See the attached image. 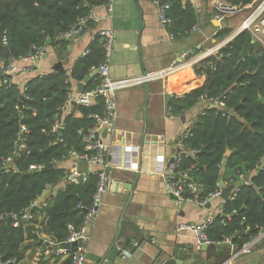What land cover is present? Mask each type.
Returning <instances> with one entry per match:
<instances>
[{
  "label": "trees",
  "instance_id": "trees-1",
  "mask_svg": "<svg viewBox=\"0 0 264 264\" xmlns=\"http://www.w3.org/2000/svg\"><path fill=\"white\" fill-rule=\"evenodd\" d=\"M162 1L168 5V29L174 37L185 36L197 25L195 9L183 0ZM230 6L244 7L252 0H223ZM108 0H0V63L9 65L26 57L33 46L57 48L59 58L66 52L67 42H58L59 35L68 31L91 9L106 6ZM92 24H89V26ZM232 32L230 27L218 29L216 39ZM6 43L4 44L3 39ZM50 43L46 45V41ZM87 54L70 71L32 79L21 90L16 85H0V264H22L27 251L23 246L28 236L34 246L41 242L12 226L8 213L29 208L43 191L55 189V197L45 208L34 214H44L42 233L56 242L69 235L68 226L80 228L84 211L92 207L98 177L90 174L84 183L75 185L66 180L71 151L82 153L84 136L94 127L89 115L102 113V101L90 108L76 107L80 113L61 112L73 84L89 78L85 91L100 83L97 70L105 60L100 37L90 44ZM197 77H204L202 86L181 96L167 97V106L175 117H183L199 105V98H220L227 112L206 109L193 123L191 134L184 140L186 147L196 150L194 158L182 154L178 170L190 171L200 187V197H208L219 189V181L227 185L244 179L234 197L223 204V214L214 218L208 229V239L222 243L231 240L235 251H241L264 229V48L254 43L248 32L238 35L220 52V58L209 57L192 67ZM69 72V77L66 73ZM181 74V73H180ZM180 74L172 81L177 82ZM22 109L19 110V105ZM233 111V116L229 115ZM61 129L52 131L56 124ZM26 131L23 132L22 129ZM20 139L19 152L15 145ZM230 151L228 157L226 152ZM10 159V172L5 161ZM263 163V164H262ZM49 171L30 170L47 167ZM200 165L202 168H198ZM60 185H62L61 188ZM37 222V221H35ZM61 264H71L69 259Z\"/></svg>",
  "mask_w": 264,
  "mask_h": 264
},
{
  "label": "crops",
  "instance_id": "crops-1",
  "mask_svg": "<svg viewBox=\"0 0 264 264\" xmlns=\"http://www.w3.org/2000/svg\"><path fill=\"white\" fill-rule=\"evenodd\" d=\"M183 1L189 2L196 11L199 29L196 33L170 39L167 30L159 24L154 2L113 0L111 11L106 6L97 9L99 23L88 26L82 35L66 41L62 58H59L57 48L47 47L45 56L35 65L15 61L11 81L22 90L32 79L56 72L54 69L59 64L63 71H70L98 32L106 29H111L114 35L109 59L113 80L135 78L168 68L173 62L180 61V56L188 49L207 47L208 39L219 29L209 0ZM227 26L236 27L233 22H228ZM178 74L177 82L168 80L165 85L155 81L147 86L117 91L115 131L112 136L104 138L108 147L110 184L88 230L87 264H99L114 244L130 252L124 261L116 259L115 264H165L169 260L176 264H202L196 255L206 257L207 246H199L191 233H175V227L180 223H200L216 217L223 209L224 201L214 199L205 208L190 203L178 206L161 177L179 153L177 141L183 136L184 128L204 108L199 103L183 116V121L182 117L172 119L168 116V96L182 95L205 82V78L197 77L192 68ZM76 85L73 84L70 90L73 95H77ZM68 110L67 113L80 117L72 106ZM61 164L70 168L73 161L68 159ZM117 184L124 187L120 192L117 187L113 189ZM128 186H131V192L127 193ZM56 189L48 188L47 192L55 193ZM36 221V224L41 223L40 215ZM134 243L139 247L135 248ZM23 246H27V251L22 264L63 262L42 256V247L34 246L28 236ZM206 264H264V237L248 253L235 251L232 246H220L210 253Z\"/></svg>",
  "mask_w": 264,
  "mask_h": 264
},
{
  "label": "built area",
  "instance_id": "built-area-1",
  "mask_svg": "<svg viewBox=\"0 0 264 264\" xmlns=\"http://www.w3.org/2000/svg\"><path fill=\"white\" fill-rule=\"evenodd\" d=\"M113 0H108L106 7L108 11H111ZM154 4L158 9V20L159 24L167 30L170 39L174 36L168 32L171 25V21L167 17V11L169 9L168 5H163L161 1H155ZM161 4V5H160ZM160 5V6H159ZM209 5L212 11L213 19L218 23L219 29L227 27L230 18H235L239 14L244 13L245 16L242 18L240 23L232 28V32L222 38L216 39V33L208 39V46L203 48V46H198L195 48L188 49L185 53L180 56V61L173 62L170 67L161 69L155 72L144 73L141 76L135 78L113 80L110 76L109 70V59L113 50L114 45V35L111 29L100 30L98 32V37L101 38L103 42V48L105 51L104 63L94 72L99 75L100 83L92 91H84L82 94L73 95L71 91L68 92L67 99L64 105L61 107V112H65L71 103L75 102L76 107L90 108L96 105V100L100 99L102 101V113L89 115L88 118L94 120V127L84 136V150L82 153L76 151H71L68 155V159L73 161L72 166L67 170L66 180L69 183L78 185L87 181L90 174L96 175L98 177V184L95 194L92 198V207L89 211L84 213V219L82 226L76 229L74 226H68L69 235L67 239L63 242H56L50 236L42 233V228L40 224H36L35 221L37 217L34 214L33 208L38 211L45 208L51 199L55 197V193H48L47 190L33 201L29 208L22 209L17 213H8L5 216L10 219L12 226L16 229H22L27 233L28 228H32L31 235L37 238L42 245V256L47 259H58L66 260L69 259L71 264H87L86 263V243L88 241V230L91 223L96 219L99 207L101 206V200L103 195L107 192L110 184V179L107 175L108 163H107V151L108 147L104 143V138L102 134L106 133V137L112 136L115 131V121L118 117L117 112V101L116 94L117 91L126 88L137 87V86H147L149 83L155 81H161L163 84H167L170 77L180 71L192 68L193 66L199 64L201 61L209 57L220 58V52L226 46H228L238 35L243 32H248L254 43L260 44L264 48V0H252L248 5L244 7L230 6L223 0H209ZM101 7H96L90 10L86 17L80 18L78 22L73 25L68 31L58 36L57 41H70L80 35L85 31L89 24L99 23V17L97 14V9ZM229 27V26H228ZM198 27L194 26L189 34L198 32ZM4 44L6 43L5 38L3 39ZM46 48L44 46H33L31 53L26 57L20 59L31 65H35L41 58L46 54ZM88 51L83 53V56L87 54ZM82 56V57H83ZM14 63L9 65H4L0 63V85L13 84L11 81V76L15 72ZM69 77V72L66 73ZM14 85V84H13ZM183 95V94H182ZM181 96V95H177ZM199 102L204 105L201 114L206 109H215L221 112L223 115L227 112L225 103L220 98H208L207 96H201ZM168 116L172 119H177L171 114L170 109L168 110ZM192 121L184 128L183 136L177 141V147L179 153L176 158L170 163L165 172L161 175L163 178L167 191L171 195L178 206H183L185 204H196L200 208L207 207L211 201L220 198L221 190L220 188L214 193L210 194L208 197H200V187L196 185L194 179L190 176V171L194 169L195 166H191L188 170H178L180 157L182 154H186L192 158L197 154L196 150L190 149L185 146L184 140L188 138L191 134L193 128ZM62 126L58 123L53 127L52 131L55 132L57 129H61ZM23 132L26 130L23 128ZM20 148H23L20 145ZM86 162L90 167V170L86 174H80L78 172V163ZM10 159L5 161V172H10ZM263 164V163H262ZM43 167H30V170H42ZM244 184H247V181ZM238 189H234L230 199H234ZM223 214L221 210L220 214ZM218 215V216H219ZM215 217H209L200 223H180L175 227V233L188 232L191 233L199 246H231V240L226 238L222 243H215L208 239L207 231L213 225ZM45 219V215H40V221ZM264 237V229H261L256 238H254L249 244L243 247L242 253H248L251 247L259 243ZM27 240V236H26ZM63 244L69 245L68 248L63 247ZM75 244V246H73ZM135 248L139 247L138 243H134ZM129 251L123 248L117 247V259L124 261L129 256Z\"/></svg>",
  "mask_w": 264,
  "mask_h": 264
},
{
  "label": "water",
  "instance_id": "water-1",
  "mask_svg": "<svg viewBox=\"0 0 264 264\" xmlns=\"http://www.w3.org/2000/svg\"><path fill=\"white\" fill-rule=\"evenodd\" d=\"M162 3V1H161ZM161 5V4H160ZM159 5V6H160ZM50 43V40L48 39L46 41V45H48ZM56 72H63V67L61 66V64L57 65L56 68L54 69ZM89 81V78H85L84 81H82L81 83H78L76 85V94H82L84 93L85 91V86L86 84L88 83ZM261 101L264 103V99H261ZM71 106L73 109H75V102H72L71 103ZM22 109V105L20 103L19 105V110ZM229 115L232 117L233 116V111H229ZM182 121L184 120V117L181 118ZM102 138H106V133H103L102 134ZM20 139L19 141H17L16 145H15V152L18 153L19 152V147H20ZM230 151H227L225 156L228 157L230 155ZM173 160L170 161V163H172ZM54 167L53 165H49L47 167H44L43 168V171H49V170H52ZM198 168H202L200 165H198ZM90 170V167L87 165L86 162H79L78 163V172L80 174H86L88 171ZM244 185V181L243 180H239L237 182H235L234 184L232 185H228V186H225L223 181H219V188L221 190V195H220V198L224 201V202H227L232 194V192L234 191V189H239L241 186ZM117 187V190L120 192V190L123 187V185L121 184H117V185H113V189H115ZM128 192H131V186H128ZM126 193V194H127ZM209 207V205L207 206ZM32 210H36V208H33ZM87 211H84V213H86ZM63 247H66L68 248L69 245L67 244H63L62 245ZM75 246V244L73 245ZM219 248V246H214V245H209L207 246L206 248V257L203 258L201 257L200 255H196V259H198L200 261V263L202 264H206V261L210 255V253L214 250V249H217ZM116 259H117V247L115 246V244L111 247L110 251L107 253V255L104 257V259H102V261L99 263V264H115L116 262ZM165 264H176L174 260H169L167 261Z\"/></svg>",
  "mask_w": 264,
  "mask_h": 264
},
{
  "label": "rangeland",
  "instance_id": "rangeland-1",
  "mask_svg": "<svg viewBox=\"0 0 264 264\" xmlns=\"http://www.w3.org/2000/svg\"><path fill=\"white\" fill-rule=\"evenodd\" d=\"M244 16H245V14L244 13H241L237 17H235L234 19L233 18H230L228 22H231V23L233 22L237 26L240 23L242 17H244ZM102 200H103V198H102Z\"/></svg>",
  "mask_w": 264,
  "mask_h": 264
},
{
  "label": "bare ground",
  "instance_id": "bare-ground-1",
  "mask_svg": "<svg viewBox=\"0 0 264 264\" xmlns=\"http://www.w3.org/2000/svg\"><path fill=\"white\" fill-rule=\"evenodd\" d=\"M187 69H189V68H187ZM187 69H186V70H187ZM180 72H181V71H180ZM176 74H177V73H176ZM174 75H175V74H174ZM174 75H173V76H174ZM173 76H172V77H173ZM172 77H170V79H169L170 81H172ZM171 83H172V82H171Z\"/></svg>",
  "mask_w": 264,
  "mask_h": 264
}]
</instances>
